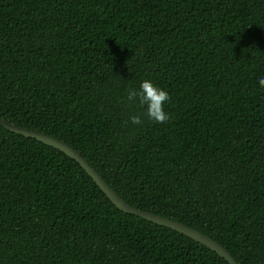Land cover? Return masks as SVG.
<instances>
[{
	"label": "trees",
	"instance_id": "1",
	"mask_svg": "<svg viewBox=\"0 0 264 264\" xmlns=\"http://www.w3.org/2000/svg\"><path fill=\"white\" fill-rule=\"evenodd\" d=\"M264 0H0V117L78 151L128 204L264 264ZM168 90L171 118L127 90ZM0 264H228L120 211L63 152L0 125Z\"/></svg>",
	"mask_w": 264,
	"mask_h": 264
},
{
	"label": "water",
	"instance_id": "2",
	"mask_svg": "<svg viewBox=\"0 0 264 264\" xmlns=\"http://www.w3.org/2000/svg\"><path fill=\"white\" fill-rule=\"evenodd\" d=\"M0 125L5 129L16 134L36 139L39 142H42L48 146H51L63 152L65 155L75 160L120 211L134 216H138L149 222L178 232L214 251L217 255L227 261L228 264H239L221 244H219L209 236L203 234L202 232L176 220L163 217L145 210H141L128 204L103 180V178L95 171L94 168H92V166L86 161V159L65 141L37 130H31L15 125L11 122L4 120L1 117Z\"/></svg>",
	"mask_w": 264,
	"mask_h": 264
},
{
	"label": "clouds",
	"instance_id": "3",
	"mask_svg": "<svg viewBox=\"0 0 264 264\" xmlns=\"http://www.w3.org/2000/svg\"><path fill=\"white\" fill-rule=\"evenodd\" d=\"M260 88L264 89V75L257 79ZM126 100L140 105L143 108L142 113H135L129 116V121L133 125H142V117L160 124L168 121L171 115L165 109V105L171 101L170 93L167 89L157 85L149 78L142 79L138 87L130 88L126 93Z\"/></svg>",
	"mask_w": 264,
	"mask_h": 264
}]
</instances>
